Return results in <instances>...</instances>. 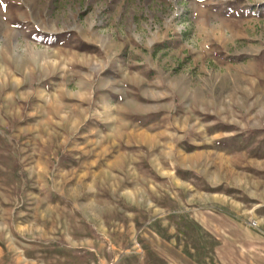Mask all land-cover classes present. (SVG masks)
I'll return each mask as SVG.
<instances>
[{
	"label": "rangeland",
	"instance_id": "obj_1",
	"mask_svg": "<svg viewBox=\"0 0 264 264\" xmlns=\"http://www.w3.org/2000/svg\"><path fill=\"white\" fill-rule=\"evenodd\" d=\"M0 264H264V0H0Z\"/></svg>",
	"mask_w": 264,
	"mask_h": 264
},
{
	"label": "crops",
	"instance_id": "obj_2",
	"mask_svg": "<svg viewBox=\"0 0 264 264\" xmlns=\"http://www.w3.org/2000/svg\"><path fill=\"white\" fill-rule=\"evenodd\" d=\"M182 3H183V4H187V3H188V1H183Z\"/></svg>",
	"mask_w": 264,
	"mask_h": 264
},
{
	"label": "bare ground",
	"instance_id": "obj_3",
	"mask_svg": "<svg viewBox=\"0 0 264 264\" xmlns=\"http://www.w3.org/2000/svg\"><path fill=\"white\" fill-rule=\"evenodd\" d=\"M196 158H198V157H196ZM221 165H222V163H221Z\"/></svg>",
	"mask_w": 264,
	"mask_h": 264
}]
</instances>
